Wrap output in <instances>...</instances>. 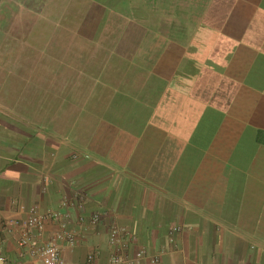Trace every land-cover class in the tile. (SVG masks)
Returning <instances> with one entry per match:
<instances>
[{
  "label": "crops",
  "instance_id": "obj_1",
  "mask_svg": "<svg viewBox=\"0 0 264 264\" xmlns=\"http://www.w3.org/2000/svg\"><path fill=\"white\" fill-rule=\"evenodd\" d=\"M71 1L105 40L48 62L14 38L60 0H0V255L22 205L69 213L64 264H111L114 226L122 264H264V0Z\"/></svg>",
  "mask_w": 264,
  "mask_h": 264
},
{
  "label": "rangeland",
  "instance_id": "obj_2",
  "mask_svg": "<svg viewBox=\"0 0 264 264\" xmlns=\"http://www.w3.org/2000/svg\"><path fill=\"white\" fill-rule=\"evenodd\" d=\"M61 10L57 11L56 21L54 15H51L49 11L45 18L36 17L29 21V29L33 33L29 35H17L14 39V44H38L41 41L42 46L47 47L46 54H40L41 60L46 61L62 60V61H79L87 60L92 56L89 45L103 44L105 38H95V42L89 43L84 37L78 36L76 30L81 32H87L94 30L93 26L98 25V22H90L89 18H92L94 9L98 7L92 5L89 6L88 14L86 13L87 6L79 4L74 5L71 0H60ZM51 16L53 18H51ZM84 19V20H83ZM108 28H118V22H105ZM103 27V22H99L98 28ZM96 28V27H95ZM87 30V31H86ZM38 31L43 33V36L38 37ZM40 38V39H39ZM111 41L115 38H109ZM89 44V45H88ZM101 54V53H98ZM96 54V55H98ZM95 55V56H96ZM15 60H20L21 57H25L30 61L38 60V53H14ZM27 57V58H26ZM95 60H102V56H96Z\"/></svg>",
  "mask_w": 264,
  "mask_h": 264
},
{
  "label": "built area",
  "instance_id": "obj_3",
  "mask_svg": "<svg viewBox=\"0 0 264 264\" xmlns=\"http://www.w3.org/2000/svg\"><path fill=\"white\" fill-rule=\"evenodd\" d=\"M74 158L77 155L73 156ZM22 212H27V217L21 220L7 221L4 223L5 231L12 234L15 230H19L20 237L17 240L18 255L16 260L11 263L8 259L0 255V264H64L60 256V242H65L69 245L74 243V235L65 230L63 219L69 218V213H60L57 211H49L46 214L38 212L36 207H29L27 210L24 206H19ZM61 220V230L50 235L46 240H42L41 236L44 232V227L47 219ZM98 214H93L90 218L91 224H95L99 220ZM79 221H83L80 217ZM180 231L179 227H172L171 232ZM126 234L123 228L112 227L109 232V243L114 248V253L110 259L111 264L125 263L122 247V235ZM145 255V250L141 249L136 253V258L140 259ZM157 259L153 258L152 262ZM85 264H94L92 255H89Z\"/></svg>",
  "mask_w": 264,
  "mask_h": 264
}]
</instances>
